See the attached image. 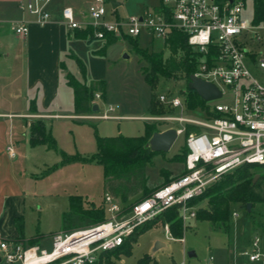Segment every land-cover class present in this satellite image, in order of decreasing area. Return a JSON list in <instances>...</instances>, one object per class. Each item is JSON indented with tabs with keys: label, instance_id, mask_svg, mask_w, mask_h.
<instances>
[{
	"label": "built area",
	"instance_id": "1",
	"mask_svg": "<svg viewBox=\"0 0 264 264\" xmlns=\"http://www.w3.org/2000/svg\"><path fill=\"white\" fill-rule=\"evenodd\" d=\"M50 2L25 0L17 7L36 24L43 25L51 18ZM107 3L92 0L81 18L71 7H64L61 18L70 31H90L97 41L135 39L146 34L165 43L172 31L184 34L188 46L199 56L192 76L215 86L220 93L218 100L223 103H205L196 116L187 112L183 96L158 93V104L169 112L145 120L169 124L173 127L167 129H173L177 138L185 137L183 172L127 207L107 194L105 222L55 234L49 251L0 241L3 264H95L101 254L121 247L137 228L173 207L179 208L184 225L195 219L196 210L188 203L224 175L245 165L264 168V25L242 17L244 1L160 0L158 6L144 8L138 16L111 18H106ZM28 25L24 20L15 22L14 34L24 38ZM93 104L98 106V112L85 119H127L116 114V107L103 102L100 93L94 94ZM187 127L198 131L187 134ZM8 151L13 155L11 149ZM164 232L173 240L167 225ZM243 255L249 262L261 259L258 237L252 239L250 250ZM211 260L208 257L203 264Z\"/></svg>",
	"mask_w": 264,
	"mask_h": 264
},
{
	"label": "crops",
	"instance_id": "2",
	"mask_svg": "<svg viewBox=\"0 0 264 264\" xmlns=\"http://www.w3.org/2000/svg\"><path fill=\"white\" fill-rule=\"evenodd\" d=\"M22 1L25 0H0V36H3L0 37V241L27 245L30 240H35V246L44 249L41 246L51 241L55 234L63 232L62 216L68 211L69 198L81 197L88 203L78 195L73 185L77 165L86 164L74 163L49 172L50 168L60 163V158L50 154L52 151L46 146H30V124L41 122L57 148L68 156L78 154L85 158L95 154L89 151L93 149L95 137L89 138L83 130L90 125V120L84 118L90 114L77 113L74 91L68 87L66 76L69 74L82 81L75 61L78 59L85 67L87 85L101 81L106 83L109 72L107 49L118 40L110 43L98 41L103 44L97 49L92 45L97 40L78 39L76 34L79 32L66 27L61 10L71 7L76 17L81 18V13L86 11L92 0H51L48 4L51 18L43 25L36 24L30 15H24L18 9L17 5ZM114 1L116 7L122 5V0ZM107 2L111 6L109 0ZM159 4L160 0L157 4H144L141 12L144 8ZM116 7L112 8L114 16L120 17L115 12ZM112 16L107 14L106 18ZM20 20L29 24L24 38L17 37L12 29L13 24ZM7 24L9 34L3 28ZM4 36L10 39L11 45H5ZM103 102L116 107L118 116L132 119L125 115L127 111L121 104L108 103L106 94ZM135 119L147 121L143 117ZM119 132L113 137L123 136ZM8 149L12 150L13 155ZM54 196L60 198L52 200ZM120 203L123 206L124 202ZM256 205V222L248 225L250 234L244 230L238 232L236 224L230 226L228 223V230L224 233L228 236L226 245L208 243V253L213 252L210 254V264H264V203ZM50 216L54 218V227L42 229L41 224L49 223ZM32 224L34 227L31 230ZM212 231L219 233L218 230ZM254 237L259 238L262 257L259 261L249 262L243 253L250 250ZM172 239L179 241L183 238ZM163 246L160 243L155 250ZM189 258H195V254Z\"/></svg>",
	"mask_w": 264,
	"mask_h": 264
},
{
	"label": "trees",
	"instance_id": "3",
	"mask_svg": "<svg viewBox=\"0 0 264 264\" xmlns=\"http://www.w3.org/2000/svg\"><path fill=\"white\" fill-rule=\"evenodd\" d=\"M249 1L252 6L251 23L264 25V0H243ZM78 39L94 40L90 31H76ZM133 44L134 54L145 63L141 69L144 82L153 89L160 79H171L177 75H183L188 81L194 73L199 56L187 44V38L184 34L172 31L165 41V48L168 51V57H164L162 52H153L139 49L137 46L138 38H128ZM116 41L108 39V43ZM105 48H103L104 50ZM81 76L82 83L73 76L67 75V85L74 91L77 105V113L91 114L92 101L95 93H100L101 99H105L106 83L104 81L87 85L85 83V67L82 62L75 59ZM188 83V82H187ZM184 103L187 112L199 116V110L204 109L205 103L200 100L194 91L187 88L184 91ZM32 104V111H34ZM169 112L158 104L156 96L150 102L148 110L149 116H159ZM190 131H198L195 128L187 127V134ZM159 133L153 123L144 124V134L139 137H123L121 135L112 138H101L95 133L96 153L90 157H81L76 154L68 156L60 151L53 138L46 131L41 122H32L30 124V146H46L48 150L54 152L60 158V163L50 168L49 172L58 167L79 163L92 164L100 166L103 169V180L107 188V194L114 199L125 202L130 198L142 196L141 199L148 197L153 191L146 188V178L144 174L145 166L156 154L150 151L148 142L153 134ZM186 149L182 150L180 157L185 161ZM264 170L257 166H241L231 173L221 177L218 181L208 186L203 194L191 200L188 205L195 207L200 202L205 201L206 207L196 209L195 219L200 222H207L212 229L226 233L228 230L230 206L241 205L245 210L246 204L253 207L256 204L264 203V174H259L253 179V169ZM165 184L169 183V176L164 177ZM164 184V185H165ZM141 199L135 200L139 201ZM68 211L62 216V231L70 233L76 230L84 229L107 220L104 208L91 206L84 208V201L81 197H70L68 201ZM247 213V212H246ZM161 220L169 228L170 235L177 239L182 238V223L179 217V208L173 207L155 220L146 223L136 229L134 234L124 241V244L112 251L103 253L99 256L95 264H115V260L122 256H129L131 248L138 237L147 232L150 227ZM148 225V226H147ZM258 226V224L256 225ZM24 244L22 242H18ZM25 245V244H24ZM28 246H35V240H30ZM157 264L149 256L141 258L137 264Z\"/></svg>",
	"mask_w": 264,
	"mask_h": 264
},
{
	"label": "rangeland",
	"instance_id": "4",
	"mask_svg": "<svg viewBox=\"0 0 264 264\" xmlns=\"http://www.w3.org/2000/svg\"><path fill=\"white\" fill-rule=\"evenodd\" d=\"M158 2L159 0H122V5L116 7L115 12L120 17L129 15L138 16L141 14V9L144 4L149 6L150 4H157ZM106 8L109 16H112V14L114 15L113 9L109 4L106 5ZM48 11L50 12L49 9ZM22 13L25 15L26 12ZM251 16L252 6L249 1H246L242 11V17L251 20ZM3 28L4 31L9 34V25L7 24L3 26ZM4 37H6L4 38L6 41L5 45H11L10 39L7 36ZM102 44V42L98 41L92 43L93 46L98 47L97 49H100ZM137 45L139 49L162 52L164 53L165 58L168 57V51L165 48V44L160 40L152 39L146 34H142L138 37ZM123 54H127L129 59L126 61L122 60ZM106 57L109 63V72L106 79L107 102L121 104L127 111L125 115L132 119H124L120 121L90 120V125H86V128L88 129H83L88 134L89 138L90 136L95 137V133L98 136L113 137L117 135L118 130L123 136L139 137L143 135L144 124H148L144 122H152L135 118H147L150 102L154 99V96L158 93H168L183 96L184 99V91L188 81L183 75H177L171 79H160L159 83L153 89L146 85L141 71L145 66V63L139 60L134 54L133 44L129 40H118L109 45ZM78 81L82 83V81ZM216 103H223V100L209 102V105ZM153 124L158 132H163L168 130V127H173L164 123ZM60 141L63 143V140ZM184 141V136L178 137L168 152L156 153L145 166V186L150 191H155L163 186L165 184V176H169V180L171 181L183 171V157L179 158L178 156H180L182 150L185 149ZM81 145L82 144H80V146ZM89 151H91V153H96L95 141L93 149ZM50 154L54 155L55 153L51 152ZM77 166L79 167H76V173H73V180H75L73 185L77 188L78 195L82 196L88 203H90L88 204L84 202V208L89 209L91 206H96L98 208L106 209L104 206V199L107 195V188L103 181L102 168L95 163ZM251 172L253 173V179H256L259 174H264V170L258 168L253 169ZM57 197L54 196L52 200ZM141 198L142 196L138 194L125 201L123 206L127 207L135 200ZM198 207L205 208L206 202H200L198 206L194 207L195 210ZM257 209V205H254L253 207H250L249 212L246 213L241 205H231L229 216L230 226L236 224L239 229L238 232L244 230L245 233L250 234L248 225L256 222L255 213L258 211ZM232 213H235L236 217H232ZM256 219L258 224H260V220H258L257 216ZM41 221H43V219ZM48 222L49 223L43 222L44 224H41L42 229H45V227H47V229L54 227V218L50 216ZM165 226L166 225H164L161 220L153 224L147 232L143 233L137 239L130 255L122 256L115 260V264H135L140 258L145 256H151L157 264H182V262L185 264H203V262L210 257V254L212 255L213 253H208V243L220 242L219 244L224 243L226 245V240L228 238L227 235L220 231L219 233H212L213 231L210 229L209 223L191 219L187 221L185 225L182 223V238L185 241V243L182 244L183 242L178 240L170 241L166 239L167 237L164 232ZM32 227H34L33 224L30 226L31 230ZM51 241L48 240L47 243L41 247L49 251L51 249ZM157 242L162 243L164 246L155 250ZM191 252L195 254V258H189L188 254ZM151 263L149 262V264Z\"/></svg>",
	"mask_w": 264,
	"mask_h": 264
},
{
	"label": "water",
	"instance_id": "5",
	"mask_svg": "<svg viewBox=\"0 0 264 264\" xmlns=\"http://www.w3.org/2000/svg\"><path fill=\"white\" fill-rule=\"evenodd\" d=\"M112 8L116 7L114 0H109ZM129 59L127 54H123L122 60L126 61ZM187 88L194 91L200 100L204 103H209L216 101L220 98L219 91L212 84L201 81L194 76H190L187 83ZM98 112V106L96 104L92 105V113ZM177 139L176 132L173 129H168L163 132L155 133L152 135L148 142V147L153 153H166L168 152ZM250 204H246L245 210L249 212ZM160 246V243L156 244V248ZM189 257H193V253L188 254ZM1 263V259H0Z\"/></svg>",
	"mask_w": 264,
	"mask_h": 264
}]
</instances>
